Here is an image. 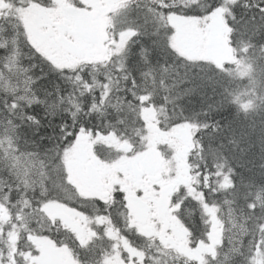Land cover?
I'll return each mask as SVG.
<instances>
[{"label":"snow or ice","instance_id":"1","mask_svg":"<svg viewBox=\"0 0 264 264\" xmlns=\"http://www.w3.org/2000/svg\"><path fill=\"white\" fill-rule=\"evenodd\" d=\"M64 7L0 0V264H264V0H149L79 43L45 30Z\"/></svg>","mask_w":264,"mask_h":264},{"label":"trees","instance_id":"2","mask_svg":"<svg viewBox=\"0 0 264 264\" xmlns=\"http://www.w3.org/2000/svg\"><path fill=\"white\" fill-rule=\"evenodd\" d=\"M240 2L243 4V3H247V4H255L258 2V0H240ZM253 11H256L255 9H253L252 11H247L246 9H240V12L242 14V18H241V24L243 25L245 22H248L253 14ZM246 12V14H244ZM142 22V20H141ZM256 23H264V21H261L260 19V16L259 14L256 15ZM251 27V25H250ZM261 39H264V36L261 37ZM144 44H147L149 43L148 39L146 37H141L140 39ZM193 71H196V70H193ZM52 80H53V85H50L49 86V91H53L54 90V86L55 84H59L60 87L62 89L66 88L67 85L63 82L62 79L60 78H57L54 74H51V77H50ZM60 82H62V84H60ZM64 83V84H63ZM246 83V81H245ZM210 91V90H209ZM55 95V93H54ZM180 103L182 105H184L185 107L187 108H190L192 106H195L197 109L199 108L200 106V97L199 96H193V97H184L182 98V100L180 101ZM185 114H188L187 112ZM228 117L230 118V112H224V113H218V114H215L213 116V119H221V117ZM51 119L53 124H56L58 125L61 120H60V116H56V117H45L44 118V127H42L40 129V132L37 133L35 135V137H31V139H35V140H38L40 141V138L41 137H44V139L41 141L42 145L43 146H51V144L53 143V141L47 139V137L49 136H52L54 134V129L52 127H48L47 124H48V120ZM259 119V117H257V120ZM55 133L58 134L59 133V128H56L55 129ZM246 145L242 144L241 147H245ZM245 159H247V157H245Z\"/></svg>","mask_w":264,"mask_h":264},{"label":"rangeland","instance_id":"3","mask_svg":"<svg viewBox=\"0 0 264 264\" xmlns=\"http://www.w3.org/2000/svg\"><path fill=\"white\" fill-rule=\"evenodd\" d=\"M89 3L93 5L92 8H94L97 5H99L100 9H102L103 12H106V10L108 9V5H109L108 2L103 1V0H89ZM140 17L143 20V16L140 15ZM59 18H61V20L64 19V21L62 23V26H61V29L63 30L62 37H64L65 39H67L69 41H72L73 40L74 42L79 43L80 37L76 34V32L75 33H72V29H71V22L72 21L74 22V20H76L75 18H77V14H69L68 12L63 11V12H60L59 13ZM65 22H66V25H64ZM74 24H76V22ZM75 30H76V27H75ZM58 32L61 35V30H58ZM97 163H98V165L100 167L105 166L106 169L108 170L106 173H105V171H102L103 174H101V176L102 175H107L108 173H112L114 170H121V171H123L121 169V166H117V167L113 168L111 166V161H108L105 164L101 163L100 161H98ZM108 168H110V169H108Z\"/></svg>","mask_w":264,"mask_h":264},{"label":"flooded vegetation","instance_id":"4","mask_svg":"<svg viewBox=\"0 0 264 264\" xmlns=\"http://www.w3.org/2000/svg\"><path fill=\"white\" fill-rule=\"evenodd\" d=\"M64 2V5L66 7H74L75 8V11L74 13L72 14H76L77 13V8L75 6V4L73 3V0H63ZM63 10L62 9H59L57 10L54 14H56V16L53 14L52 18H51V26H50V29L52 28V26L55 27V29L57 30L59 28V30H61V25H60V19H59V14L61 11ZM145 10V9H144ZM45 29H48V24H46L45 26ZM71 29L72 31L74 32V29H75V25H74V22L72 21L71 22ZM60 84H62V82H60ZM140 169L147 175H151V171L150 170H153V168H151V165L149 164V162L147 164H141L139 165ZM128 174H127V177H131L134 175V173L132 171H129V170H125ZM154 171V170H153Z\"/></svg>","mask_w":264,"mask_h":264},{"label":"bare ground","instance_id":"5","mask_svg":"<svg viewBox=\"0 0 264 264\" xmlns=\"http://www.w3.org/2000/svg\"><path fill=\"white\" fill-rule=\"evenodd\" d=\"M64 84V83H63Z\"/></svg>","mask_w":264,"mask_h":264}]
</instances>
